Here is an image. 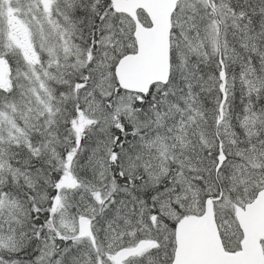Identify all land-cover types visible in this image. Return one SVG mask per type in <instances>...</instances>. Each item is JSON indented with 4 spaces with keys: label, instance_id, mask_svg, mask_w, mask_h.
<instances>
[{
    "label": "snow or ice",
    "instance_id": "snow-or-ice-1",
    "mask_svg": "<svg viewBox=\"0 0 264 264\" xmlns=\"http://www.w3.org/2000/svg\"><path fill=\"white\" fill-rule=\"evenodd\" d=\"M0 264H264V0H0Z\"/></svg>",
    "mask_w": 264,
    "mask_h": 264
}]
</instances>
